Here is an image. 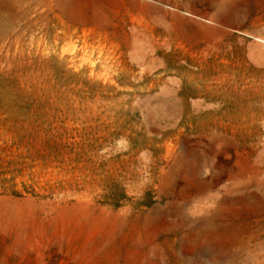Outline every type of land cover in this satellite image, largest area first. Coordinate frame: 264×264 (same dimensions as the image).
Returning <instances> with one entry per match:
<instances>
[{
    "label": "rangeland",
    "instance_id": "obj_1",
    "mask_svg": "<svg viewBox=\"0 0 264 264\" xmlns=\"http://www.w3.org/2000/svg\"><path fill=\"white\" fill-rule=\"evenodd\" d=\"M0 3V264H264V0Z\"/></svg>",
    "mask_w": 264,
    "mask_h": 264
},
{
    "label": "bare ground",
    "instance_id": "obj_2",
    "mask_svg": "<svg viewBox=\"0 0 264 264\" xmlns=\"http://www.w3.org/2000/svg\"><path fill=\"white\" fill-rule=\"evenodd\" d=\"M2 2V1H1ZM1 4V3H0Z\"/></svg>",
    "mask_w": 264,
    "mask_h": 264
}]
</instances>
